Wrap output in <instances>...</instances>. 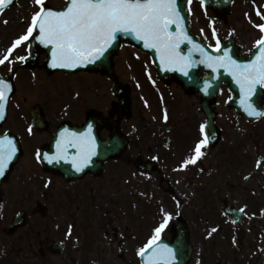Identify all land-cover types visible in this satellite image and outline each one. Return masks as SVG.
Returning <instances> with one entry per match:
<instances>
[{
    "label": "rangeland",
    "instance_id": "obj_1",
    "mask_svg": "<svg viewBox=\"0 0 264 264\" xmlns=\"http://www.w3.org/2000/svg\"><path fill=\"white\" fill-rule=\"evenodd\" d=\"M50 4L57 5L59 2L55 0ZM28 6V0H20L1 17L0 75L5 76L9 72V62L14 61L16 56L14 52L18 50V45L12 46L13 41L22 33V25H18L17 22L20 19L21 8L25 12ZM191 8L194 19L193 27L196 28L199 11L194 3ZM26 20L30 22L31 18L27 17ZM26 44L25 39L23 40V56L26 55ZM12 49L17 50L12 53ZM20 53L17 51V56ZM118 58L122 65L121 71L119 70L122 81L125 83L134 81L133 75L136 72L133 69L130 72L131 67L123 60L129 58L134 62L132 65L137 67L138 79L153 85L151 74H154V70L146 56L125 46L118 53ZM34 72L36 74L27 72L26 75L18 77L14 98L9 103L10 115L6 121L8 125L6 124L5 127L14 129L16 121H22L18 119L20 112L23 113L25 107H29V111L30 107L35 104L43 107L48 117H51V121L54 122L55 117L51 114L57 106L61 105L59 101L64 95L73 91L86 96L88 104L85 100L84 102L87 106H93L97 100L101 101L104 108L107 106L108 111L113 107L112 95L108 90L106 93L104 85L99 89L86 85V91H84L83 84H81L83 82H78L80 80L75 76L70 77L72 85H69L70 79L65 76L49 77L43 75L42 69ZM83 81L91 82L89 78ZM59 82L63 84L54 85ZM63 85H67L66 88H63ZM64 90L68 92L64 93ZM226 97L220 98L215 109L218 114L216 124L221 129L222 141L215 148L208 150L201 146L200 131L197 127L200 110L195 97L175 95L171 98L164 94V98L168 99L169 110L166 120L161 121V118L158 119L159 105L154 103L156 101L153 100L154 95L140 97L137 90L133 88L129 98L131 114L129 118L120 123L123 130L132 138L130 148L125 154L131 152L134 154L133 157L142 159L157 157L159 166L157 171L146 174L135 171L133 167L126 169L123 173L120 185L125 191L122 195L135 194L133 201L140 206L137 217L127 216L133 219V222L128 224L133 232L135 231L140 243L151 235L152 226H155L152 232L157 233L158 231L160 234L169 236L168 223H171V227L176 224L175 218L179 214L189 229V239L193 247V256L189 264H264V187H262L264 165L259 168L255 166V152L257 151L254 148V143L258 140L264 145V119L260 123L249 126L239 123L233 117L232 109L225 105ZM166 107L167 105L162 107V110L164 111ZM27 119H29V114ZM29 140L30 138L23 139L24 144L28 146V153L23 163L29 159V153L32 151V147L28 145ZM223 149L226 151L223 152ZM201 150L204 151L203 155L197 153ZM188 158L192 163L189 166L186 162L188 165L186 168L183 163L185 160L188 161ZM201 160L203 161L200 164ZM27 177L31 180L29 184H34L37 179L36 169L27 171ZM146 197L151 198L153 206L149 208L142 206ZM224 200L242 209L245 213L246 217L241 225L225 227L222 220L219 221L210 215L211 209L208 207L210 205L213 207V203ZM214 207L216 208V205ZM37 219V215H29L25 227L29 234L57 235L68 229L64 225L57 228L52 224L46 232H43V227L37 224ZM119 222L124 224L125 220H119ZM52 228L55 229L51 231ZM56 228L60 232L56 233ZM77 229L78 226L73 227L74 232H77ZM157 237H159L158 234L143 241L139 248L148 245ZM29 257L33 256L28 255L27 259L23 257V264H37ZM111 260L113 264H129L130 259L123 257Z\"/></svg>",
    "mask_w": 264,
    "mask_h": 264
},
{
    "label": "flooded vegetation",
    "instance_id": "obj_2",
    "mask_svg": "<svg viewBox=\"0 0 264 264\" xmlns=\"http://www.w3.org/2000/svg\"><path fill=\"white\" fill-rule=\"evenodd\" d=\"M246 1L245 9H230L220 16L212 14V20L206 15L201 16L199 26L201 36L209 45L225 43L232 38L244 60H256L258 53L253 51L264 33V4L261 3L264 0ZM17 71L23 69L17 68ZM88 74L97 77L93 83L95 89L104 85V89L107 90V76L104 73ZM86 82L81 83L84 91H86ZM176 91L183 92L181 87ZM84 100L88 104L86 96L75 91L65 94L59 101L62 106H57L54 112L55 121L48 123L47 130L43 132L30 130L37 139L30 144L31 158L25 164H23L25 158L23 122L18 123V127L15 128L16 133L22 138L20 139L22 153L19 165L13 168L0 188V264H16V262L23 264V257L27 259L28 255H32L33 257H29L30 260L37 264H113L112 258L123 257H129V264H139V242L135 231L133 232L128 224L133 222V219L127 216L137 217L140 206L138 207V203L133 201L135 194L122 195L125 190L120 183L126 169L133 167L135 171L141 172L136 167L142 161L149 160L148 158L133 157L134 154L131 152L125 154L130 148L129 143L118 156L103 160L100 166L99 163L94 162L95 166H93L90 154H87V159L84 154L88 148L80 144L81 139L73 138L72 140L78 143L69 148L72 154H68V157L73 159L72 174L81 173L77 179L68 181L61 171H47L42 168L39 150L47 146L51 136L62 126L75 128L82 126L92 112L101 117L100 124H95L93 131L97 137L96 141L101 144V141L109 138L113 125L108 123L107 106L104 108L101 101L97 100L93 106H87ZM201 120L200 113L199 121ZM118 132L123 137V127L120 123ZM73 134L75 132L71 133ZM78 134L83 136L84 132L79 131ZM111 143L113 147L118 145L117 139L115 143ZM254 147L259 151L261 141H256ZM102 150L101 146L93 150V160L99 159ZM60 156L62 154H56L54 158ZM78 158L79 161L75 160ZM34 165L37 168V179L34 184H29L31 180L27 177V171H31ZM263 165L264 158L258 154L255 166L259 168ZM87 167L93 170L88 169L82 173ZM126 189L130 190L128 187ZM213 204L216 208L210 207L211 205L208 207L211 209L210 215L218 220L221 219L226 225L230 224L231 218L224 212L227 201ZM23 211H25L24 225ZM18 214L21 215V225L11 228L10 225ZM29 215L38 216L37 224L43 227V232H46L52 224L57 228L64 225L68 229L61 233L56 228V233L60 232L57 235L29 234L27 228L25 229ZM119 220H125V223L121 224ZM74 226H78L77 232H74ZM54 229L52 228L51 231Z\"/></svg>",
    "mask_w": 264,
    "mask_h": 264
},
{
    "label": "water",
    "instance_id": "obj_3",
    "mask_svg": "<svg viewBox=\"0 0 264 264\" xmlns=\"http://www.w3.org/2000/svg\"><path fill=\"white\" fill-rule=\"evenodd\" d=\"M205 3L215 10L226 8L224 0H218L217 3L205 0ZM186 23L185 5L177 0H69L65 8L39 16L36 24L38 34L31 39V56L27 58L25 66L32 68L35 65L39 47L47 56L45 65L50 70L107 67L108 74L111 75L110 57L116 51L118 40L135 43L150 53L160 78L166 76L163 73L167 70L166 66H170L185 90H192L197 94L202 92L199 94L207 117L204 126L207 138L215 134L211 108L221 82H226L234 93L230 103L242 108L246 104L244 99L248 97L246 91L253 89L257 81L247 77L243 63L226 61L219 52L194 44L187 36ZM133 33L144 39H134ZM182 46L185 47L183 52ZM199 59H204L200 63L204 71H213V74H207L203 79L198 78L196 68ZM12 91L10 79L8 82L0 80V123L5 119L7 101ZM250 101L264 109L257 94ZM120 103L125 104L124 99ZM254 115L259 116V113L251 112L246 116L254 118ZM32 122L35 129L42 128L40 109L32 112ZM17 157L18 155L13 161L5 162L4 156L0 154V170L5 173L4 177ZM47 168L53 166L49 165ZM1 178L0 175V181ZM235 216L240 218L239 214ZM186 239L187 235L180 232L177 240L171 243L173 249L166 256L156 257V264H185L190 253ZM146 253L142 254L143 264H148Z\"/></svg>",
    "mask_w": 264,
    "mask_h": 264
}]
</instances>
